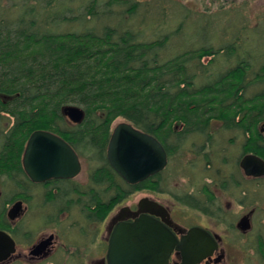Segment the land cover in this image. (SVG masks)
<instances>
[{
	"label": "trees",
	"instance_id": "obj_1",
	"mask_svg": "<svg viewBox=\"0 0 264 264\" xmlns=\"http://www.w3.org/2000/svg\"><path fill=\"white\" fill-rule=\"evenodd\" d=\"M102 4L88 0L75 15L69 1L17 0L7 6L0 4L1 160L5 154L4 159L14 162L35 129H64V136L78 152L90 154L98 163L90 176L91 191L110 192L108 198L102 195L98 204H115L134 190L158 191L160 187L159 173L128 184L108 164L105 148L110 125L118 117L156 137L168 159L193 133L204 134L211 146L215 138L209 126L214 121L221 122L223 130L240 124L246 135L245 152L264 158V138L258 132L259 124L264 122V88L244 96L254 84L264 87L262 28L245 38L241 23L228 21L218 26V22L204 21L200 14L191 16L185 9L182 16L178 3L173 11L175 27L169 26L166 18L159 22L154 12L140 9L136 1L106 0ZM125 4L130 16L140 10L147 12L140 24L148 17L146 24L157 30L147 36L148 28L127 22L121 14L126 11L122 10ZM112 11L119 14V20L110 25L102 18L109 19ZM197 18L204 26L202 40L194 33ZM220 27L233 39L214 47L210 38ZM189 38L197 42L190 43ZM203 57H209V62H200ZM220 58L228 68L217 71L216 66V71L208 73L205 66ZM67 105L84 111L79 124L68 125L62 112ZM6 118H12L8 126L2 125ZM215 155L238 171V159L229 150L221 148ZM204 156L213 158L211 153ZM212 177L211 183L221 190L226 188L227 180L233 187L239 186V177H235L236 182L223 170ZM201 190L203 201L188 194L181 200L207 212L203 204H213L214 196L207 187ZM100 208L102 216L110 209L104 205Z\"/></svg>",
	"mask_w": 264,
	"mask_h": 264
},
{
	"label": "flooded vegetation",
	"instance_id": "obj_2",
	"mask_svg": "<svg viewBox=\"0 0 264 264\" xmlns=\"http://www.w3.org/2000/svg\"><path fill=\"white\" fill-rule=\"evenodd\" d=\"M64 116L69 126L79 124L82 120L74 122L67 115L64 114ZM262 123L258 126V132L264 138V131H261ZM112 129L113 127L110 129V134ZM227 129L235 133L234 138L229 139L230 144H233L236 138L241 140L240 149L236 155L238 159V171H236L239 175L238 187L241 188L243 182L255 184L264 180V174L247 175L240 166V161L246 154H253L264 160L252 151L245 152L243 142L246 135L243 136L244 132L240 124L238 127ZM35 130L49 131L68 143L77 154L81 168L73 177L32 180L26 173L22 162L29 136L24 141L19 157L14 162L9 161L7 157L4 159L5 154H3L2 160L0 156V264H109L107 252L115 228L119 224H132L140 215H150L151 212L173 233L177 240H180L181 236L186 234V230L193 226H200L210 233L217 242V248L213 249L210 254H206L205 257L199 258L195 264H230L232 260L224 246L223 235L214 233L206 226L191 225L186 227L182 225L173 217V210L153 196L156 191L134 190L115 204H98L101 203L99 199L102 198V194L99 191L92 192V184L90 185V176L96 166L89 171V176L86 178L87 184L84 182L77 184V176L82 170L83 154L79 153L70 139L64 136L67 131L61 128L58 132L49 129ZM228 175L235 176L232 173ZM225 184L227 185L225 190H228L231 184L230 180H227ZM136 193L146 195L143 194L135 200H131V196ZM151 204L164 207V210L168 212V223L162 220L160 210ZM101 205L110 208L104 216H102ZM253 213L254 211L251 209L236 221L235 227L242 235L250 230ZM247 214H249V228L246 231L239 230L237 222ZM39 215H42L43 223L37 226ZM63 224L67 225L68 231L62 233L60 229L65 228L61 227ZM262 256L264 257L263 254ZM181 262V254L174 247L168 255L167 264H181Z\"/></svg>",
	"mask_w": 264,
	"mask_h": 264
},
{
	"label": "rangeland",
	"instance_id": "obj_3",
	"mask_svg": "<svg viewBox=\"0 0 264 264\" xmlns=\"http://www.w3.org/2000/svg\"><path fill=\"white\" fill-rule=\"evenodd\" d=\"M17 0H0L2 6H7ZM59 3H66L74 8V13L82 11L83 6L88 0H58ZM100 6L106 0H98ZM140 4V9L146 8L145 11L154 12L158 16V21L162 18H166L169 22V26L175 27L177 20H173V11H175L176 3L182 7L181 15L185 16V10L191 16L196 17L198 14L203 15L204 21L218 22V26L224 25L229 22H236V24L244 25V37L247 38L251 31L262 28L264 30V0H132ZM80 4V5H79ZM146 4V5H145ZM126 6L122 5V10L126 9ZM80 7V9H79ZM185 9V10H184ZM134 13L136 16H130L126 11H123L122 17H125L127 22L137 24L138 28H148L145 32L149 36L152 30L156 31L157 27L152 29L146 24L148 17H145L144 24H140V20L143 13ZM187 13V14H188ZM71 14V13H70ZM188 14V15H189ZM119 14L116 11H112L109 14V19L102 18L106 23L113 25L118 20ZM170 16V17H168ZM190 16V15H189ZM176 17H178L176 15ZM179 19V17H178ZM173 20V21H172ZM172 21V22H170ZM102 23V21L100 20ZM214 23V22H213ZM144 26V27H143ZM213 26V25H212ZM203 23L197 18L194 20L193 28L194 33L198 35V39L202 40L203 34ZM220 27L216 32H213V36L210 38L211 44L214 47L224 45L231 42L233 39L230 33L227 31L223 33ZM135 30L137 28H134ZM184 32L187 30L183 29ZM234 31L232 30V33ZM212 33V32H211ZM191 39L189 42H197L196 38ZM189 43V44H190ZM197 45V44H196ZM189 45H187L188 48ZM194 46V45H192ZM210 58L203 57L200 62L208 63ZM205 63V64H206ZM215 64L207 65L208 73L213 71H225L228 66L225 61L220 58L214 62ZM217 66V69H214ZM197 68V67H196ZM199 83V81L197 82ZM244 92L245 97H250L254 93L259 92L263 89V84H254L250 86ZM7 115H5L6 117ZM10 120V121H9ZM12 118H6V122L2 125H9ZM127 121L122 117H118L113 120L110 125V129L117 123ZM210 131L213 129V136L215 142L210 146L209 143L205 142L204 134L196 135L190 134L184 142L180 145L179 149L173 153L168 159L165 169L159 173L160 187L158 191L153 195L155 198L161 200L164 205L170 207L173 210V217L184 226L201 225L210 228L214 233L224 236V246L227 249L228 254L231 256L230 264H264V180L258 181L255 184L243 182L242 187H233L232 184L228 187V190H221L217 185L214 186L212 182V176L217 170H223L225 174L233 173V179L237 178L233 169H230L229 163H221L220 159L216 157L215 152L224 149L225 152L229 150L233 153V157L236 158L238 150L240 149L241 140L237 139L233 144L229 143V139H233L235 133L229 130H223L221 122H213L210 126ZM210 154L213 156L209 160L204 154ZM90 154L83 153L82 158V170L77 176V184H87L86 178L89 176V171L93 167L97 166L98 163L93 161ZM234 162V160H233ZM231 165L232 162H231ZM241 175V173H240ZM239 177V175H238ZM236 180V179H235ZM211 185V186H209ZM102 189V186H99ZM207 187L213 194V204H203L207 206V212L203 210L193 208L189 204L184 203L181 198L184 195H193L199 201L205 199V195L201 192L202 188ZM103 198H108L110 192L101 193ZM144 193H136L131 196V200H135ZM146 195V194H144ZM241 201V203H240ZM253 209L254 213L251 220V228L245 234L242 235L235 227V223L238 218ZM42 215H39L37 220V226L43 223ZM69 223V222H68ZM65 227L60 229V232L68 231L67 225H61Z\"/></svg>",
	"mask_w": 264,
	"mask_h": 264
},
{
	"label": "water",
	"instance_id": "obj_4",
	"mask_svg": "<svg viewBox=\"0 0 264 264\" xmlns=\"http://www.w3.org/2000/svg\"><path fill=\"white\" fill-rule=\"evenodd\" d=\"M63 113L78 122L84 111L73 105L63 107ZM264 131V122L261 124ZM106 157L110 166L129 184H135L162 171L167 165V152L153 135L128 121L117 123L109 136ZM23 166L32 180L50 177H73L80 171V162L71 146L56 134L45 130L33 131L23 152ZM245 174H264V160L246 154L240 161ZM160 216L168 223V212L158 204ZM152 214H142L134 223L118 225L112 233L107 252L109 264H167L169 253L175 247L182 257L181 264H195L199 258L217 248L210 233L193 226L177 240L173 233ZM249 214L237 222V228H249ZM197 257V259H196Z\"/></svg>",
	"mask_w": 264,
	"mask_h": 264
}]
</instances>
